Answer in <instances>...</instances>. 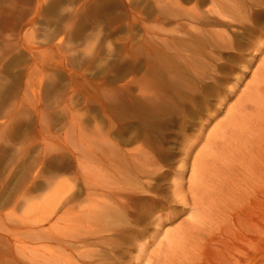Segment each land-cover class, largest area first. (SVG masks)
I'll use <instances>...</instances> for the list:
<instances>
[{"label": "bare ground", "instance_id": "6f19581e", "mask_svg": "<svg viewBox=\"0 0 264 264\" xmlns=\"http://www.w3.org/2000/svg\"><path fill=\"white\" fill-rule=\"evenodd\" d=\"M189 1V45L177 37L174 47H156L157 56L144 61L151 78L145 73L118 100L138 119L109 129L104 156L94 151L86 159L79 151L68 179L55 172L19 194L30 203V252L16 247L15 263H256L251 235L258 225L250 215L259 206L264 223V0ZM244 52L256 59L253 68ZM197 108L206 118L195 141L168 147L163 122Z\"/></svg>", "mask_w": 264, "mask_h": 264}, {"label": "rangeland", "instance_id": "374dc122", "mask_svg": "<svg viewBox=\"0 0 264 264\" xmlns=\"http://www.w3.org/2000/svg\"><path fill=\"white\" fill-rule=\"evenodd\" d=\"M190 5L189 0H0V264L27 262H14L16 247L25 255L30 252L24 231L31 221L30 203L19 194L33 179L45 184L55 172L58 180L68 179L78 167L79 151L86 159L94 151L104 156L102 137L109 136V129L138 119L123 113L118 100L130 86L135 91L145 73L151 78L144 61L157 56L156 47H174L177 37L189 45L184 12ZM172 56L170 51L167 57ZM243 57L251 59L249 68L256 65L251 52ZM249 75L245 70L239 89ZM224 92L211 97L206 108ZM204 109L177 119L169 115L170 124L169 119L163 122L169 129L166 145L178 148L187 137L194 142L198 122L206 118ZM57 160L64 165L58 167ZM42 187L46 191L55 185ZM260 212L255 206L250 215L258 225L251 235L255 264L264 262Z\"/></svg>", "mask_w": 264, "mask_h": 264}]
</instances>
